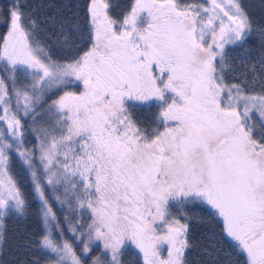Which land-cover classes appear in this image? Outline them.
I'll use <instances>...</instances> for the list:
<instances>
[{
	"label": "snow or ice",
	"instance_id": "1",
	"mask_svg": "<svg viewBox=\"0 0 264 264\" xmlns=\"http://www.w3.org/2000/svg\"><path fill=\"white\" fill-rule=\"evenodd\" d=\"M25 7L11 0L0 35V243L5 218L26 212L15 154L49 264H123L133 249L142 264H188L189 205L228 238L234 264H264V60L258 92L224 75L226 46L253 31L238 0H129L118 19L89 0L86 35L78 20L57 25L65 45L80 37L64 60ZM148 101L157 122L142 128L131 102Z\"/></svg>",
	"mask_w": 264,
	"mask_h": 264
},
{
	"label": "trees",
	"instance_id": "2",
	"mask_svg": "<svg viewBox=\"0 0 264 264\" xmlns=\"http://www.w3.org/2000/svg\"><path fill=\"white\" fill-rule=\"evenodd\" d=\"M203 0H182V3H199ZM109 3V12L113 18H120L125 11L129 0H106ZM28 18L37 22L34 32L35 39L43 46L51 49V54L58 60L68 57L70 51H76L74 41L80 40L79 34L69 35L68 45H65L64 35L57 26L62 20L69 22L78 20L81 28H87L86 5L89 0H22ZM242 10L249 17L253 31L243 44L237 43L227 47L229 63L225 69L226 82L243 80L247 76L248 87L256 92L261 85L260 62L264 60V41L261 40L260 29L264 28V0H239ZM11 0H0V34L5 29L3 23ZM69 45H72L71 48ZM79 47H84L81 40ZM255 80L253 82V78ZM130 112L132 119L142 128L155 126L158 114L156 102H131ZM24 145L32 148L35 145V136L25 121ZM11 173L19 183L26 199V212L23 216L9 215L5 218L3 241L0 243V264H49L48 253L39 245L43 223L40 216V204L34 198L32 184L28 172L15 154L10 157ZM54 203V210L58 217L63 219L65 210L58 208ZM185 211L193 218L190 224V239L192 247L186 252L188 264H234L236 257L232 255L230 241L220 233L206 217L204 211L197 206L189 205ZM121 260L123 264H142L136 251L126 252Z\"/></svg>",
	"mask_w": 264,
	"mask_h": 264
},
{
	"label": "rangeland",
	"instance_id": "3",
	"mask_svg": "<svg viewBox=\"0 0 264 264\" xmlns=\"http://www.w3.org/2000/svg\"><path fill=\"white\" fill-rule=\"evenodd\" d=\"M201 2H203V1H201ZM201 2H199V3H201ZM238 2H239V0H238ZM6 27H5V29H4V31H2V33L0 34V35H2V34H4L5 32H6ZM229 46H231V45H228V46H226V47H229ZM7 76H8V74L6 73V72H4V70H3V65L2 64H0V78H7ZM6 82H7V79H6ZM55 91V90H54ZM150 102H155V101H150ZM158 115V114H157ZM23 123H25V121H23ZM30 124H31V121H30ZM29 126V125H28ZM49 130H51V129H49ZM32 132V131H31ZM33 133V132H32ZM34 134V133H33ZM34 136H35V134H34ZM37 143V141H35V144ZM59 208V207H58ZM85 219H87V217H85ZM163 255H167V253L166 252H164L163 253Z\"/></svg>",
	"mask_w": 264,
	"mask_h": 264
}]
</instances>
